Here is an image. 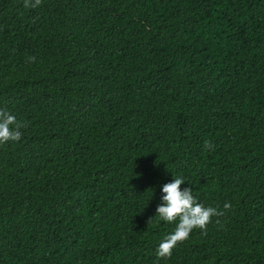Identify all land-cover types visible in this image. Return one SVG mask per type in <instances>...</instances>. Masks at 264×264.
<instances>
[{
  "label": "trees",
  "instance_id": "trees-1",
  "mask_svg": "<svg viewBox=\"0 0 264 264\" xmlns=\"http://www.w3.org/2000/svg\"><path fill=\"white\" fill-rule=\"evenodd\" d=\"M0 109V264H264V0H0ZM173 175L225 214L158 259Z\"/></svg>",
  "mask_w": 264,
  "mask_h": 264
},
{
  "label": "clouds",
  "instance_id": "clouds-1",
  "mask_svg": "<svg viewBox=\"0 0 264 264\" xmlns=\"http://www.w3.org/2000/svg\"><path fill=\"white\" fill-rule=\"evenodd\" d=\"M42 3V0H23L24 8H35ZM30 60H35L30 57ZM22 125L17 118L9 111L0 109V145L8 142L19 141L22 133ZM205 149L213 150L214 146L210 141L204 142ZM174 179L162 186L161 203L157 205L155 217L165 223L175 224L174 231L166 235L156 248V255L159 258H170L173 249L180 243L186 241L194 229L201 230L202 234L207 233V227L213 217L223 216L225 213L218 207L205 206L193 195L191 187L181 189L185 179L182 176H174ZM230 203L224 204V209H230ZM151 219V218H150ZM149 219V220H150ZM219 224V220L216 221Z\"/></svg>",
  "mask_w": 264,
  "mask_h": 264
}]
</instances>
